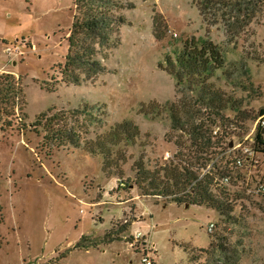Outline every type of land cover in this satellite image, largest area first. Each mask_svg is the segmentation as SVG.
<instances>
[{
  "label": "rangeland",
  "instance_id": "obj_1",
  "mask_svg": "<svg viewBox=\"0 0 264 264\" xmlns=\"http://www.w3.org/2000/svg\"><path fill=\"white\" fill-rule=\"evenodd\" d=\"M200 1L126 0L133 7L123 11L127 22L120 44L103 60L106 71L94 81L67 85L58 65L68 51L74 0H0V74L22 78L27 102L26 116L17 99L7 108L11 116L0 120V264H142L140 244L131 242L138 232L146 237L154 264H264V199L255 191L264 184V154L237 167L232 162L242 156L240 151L229 155L223 145L204 149L206 163L231 177L228 185L223 177L216 181L235 194V221L204 206L142 197L128 183L141 155L152 166L185 159L193 147V129L213 131L221 125L209 124L212 110L199 100V90L188 91L186 83L179 85L162 69L186 41L208 40L220 47L226 75L219 71L211 82L243 101L249 119L223 111L226 142L249 137L245 143L250 146L255 140L257 116L264 108V4L260 13L247 15L250 6L234 7L233 0H227L229 5L216 1L204 11ZM156 14L169 26L162 40L154 37ZM7 47L22 54L10 55ZM150 103L159 108L142 112V105ZM87 104L101 106L99 122L73 117V110ZM172 104L173 114L165 107ZM59 112L67 113L69 127L89 132L83 139L124 121L139 128L140 140L125 147L126 188L103 172L100 155L45 138L38 118ZM124 227L128 230L119 239L103 241L109 230ZM211 235L216 246L230 249V263L213 252L215 247L209 249Z\"/></svg>",
  "mask_w": 264,
  "mask_h": 264
},
{
  "label": "trees",
  "instance_id": "obj_2",
  "mask_svg": "<svg viewBox=\"0 0 264 264\" xmlns=\"http://www.w3.org/2000/svg\"><path fill=\"white\" fill-rule=\"evenodd\" d=\"M216 1L218 4L229 5L227 0H201L200 7L204 11L205 6L215 4ZM233 2L232 5L238 8L250 6L249 10L252 13L249 12L247 15L256 14V11L260 13L264 4V0H233ZM74 6L75 13L67 38L68 51L64 63L59 64L58 68L62 74V82L67 85H82L85 81H94L106 71L103 60L108 59L111 51L120 44V31L127 22L123 11L133 7V4L126 0H74ZM153 22L154 37L158 40L164 39L169 31L165 18L161 14H156ZM225 66L226 61L220 47L208 40L198 42L192 39L184 42L179 52L175 50L172 56H168L162 69L174 76L179 85L186 83L188 91L199 90V100L212 110L211 115L214 119L211 120V115H208L209 124L215 126L219 121L221 126L227 128L224 125L225 122L227 123L223 114L224 110L230 109L243 119H249V117L247 112L241 109L243 101L234 99L220 89H216L211 82L219 71L226 75ZM46 89L54 92L51 88ZM17 99L21 102L18 109L20 114L26 116L24 110L27 102L22 78L16 77L12 73L0 74V120L3 119V116H11L7 108L13 107ZM153 106L156 110L159 108L155 103H150L142 105L141 111L145 112V108ZM165 107L172 114L174 113L175 104ZM52 110H49L48 113L50 114ZM101 111L99 104L94 106L87 104L73 110L72 114L74 118H83L94 123L98 120V116L104 114ZM261 116H264V108L259 111L257 117ZM69 120L67 113L59 112L51 114V116L44 113L40 115L36 123H38L37 127L43 126L45 129L46 139L57 141L63 146L69 145L75 149L83 148L92 155H100L103 158V172L107 176L117 177L125 183V186H120V188H126L129 183L131 187L138 188L142 197L169 199V202L190 206H204L216 210L227 221H235L231 214V199L235 197V194L229 193L224 187L220 188L219 182L216 181L217 176L224 177L225 170L221 171L215 165L207 170L209 163H206L207 158L202 155L207 147H223L222 143L226 142V129L223 130V135L218 137H215L209 128L193 129L191 132V146L193 147L189 151L190 154L185 155V159L177 157L176 161L167 160L164 164L152 166L141 155L132 165L135 176L127 183L123 180L125 177L124 167L129 160L125 147L135 146L136 142L140 140L139 128L124 121L114 124L104 133H97L94 138L83 139V134L89 132L69 127ZM61 123L63 124L62 128L57 129L56 127ZM255 141L256 152L264 154L262 127L258 128ZM127 230V227L120 230L112 228L106 233L103 241L117 240ZM210 240L209 249L215 247L213 252H219L227 263H230L231 256L228 254L230 249L226 248L223 243L216 246L213 235L210 236ZM209 249H202V251L207 252Z\"/></svg>",
  "mask_w": 264,
  "mask_h": 264
},
{
  "label": "built area",
  "instance_id": "obj_3",
  "mask_svg": "<svg viewBox=\"0 0 264 264\" xmlns=\"http://www.w3.org/2000/svg\"><path fill=\"white\" fill-rule=\"evenodd\" d=\"M6 52L10 55H13V54H22V52L20 51L19 48H16V49H13L11 47H7L6 48ZM257 125L259 126H262L264 127V116L263 117H260L259 121L257 122ZM259 126L256 128L258 130ZM255 129V130H256ZM223 130L222 129V126H215L214 129H213V135L215 137H218V136H221L223 135ZM254 131L255 132H257ZM226 139V138H225ZM249 137H247L245 140H242V141H236V137L234 136V140H229L228 142H224L222 143V145L224 147L227 146V149H228V153L229 155H236V153L238 151H240V153H242V156L238 157V156H235V159L233 160L232 162V165H235L237 167H242L244 166L245 164V161H252L254 156L256 155V150H255V143L256 141L255 140H251V144L250 146H247L246 143L249 142ZM246 142V143H245ZM243 156L245 158H243ZM215 164L214 163H211L209 164L207 170H210ZM230 180H231V177L228 176V175H225L221 182L224 184V185H228L230 183ZM121 186H125V184H121ZM255 191L258 193L259 196H262V198L264 199V184L260 182V184H258L256 186V189ZM215 229V224L212 223L209 225L208 227V232H213V230ZM131 242L132 244H140V248L142 249L141 252H142V264H154L153 262V259L151 258L150 256V250L148 251V246H147V242H146V237L144 236V234H142L141 232H138L137 234H135L133 236V238L131 237ZM151 249V248H150Z\"/></svg>",
  "mask_w": 264,
  "mask_h": 264
},
{
  "label": "water",
  "instance_id": "obj_4",
  "mask_svg": "<svg viewBox=\"0 0 264 264\" xmlns=\"http://www.w3.org/2000/svg\"><path fill=\"white\" fill-rule=\"evenodd\" d=\"M190 205H186V207H189Z\"/></svg>",
  "mask_w": 264,
  "mask_h": 264
},
{
  "label": "crops",
  "instance_id": "obj_5",
  "mask_svg": "<svg viewBox=\"0 0 264 264\" xmlns=\"http://www.w3.org/2000/svg\"><path fill=\"white\" fill-rule=\"evenodd\" d=\"M138 196H139V195H138ZM135 223H136V222H135ZM135 223H134V224H135Z\"/></svg>",
  "mask_w": 264,
  "mask_h": 264
}]
</instances>
